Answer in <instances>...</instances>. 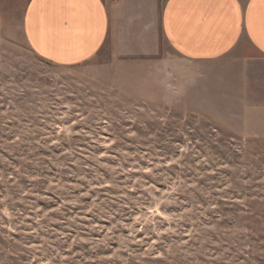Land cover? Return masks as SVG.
<instances>
[{"label": "rangeland", "instance_id": "rangeland-1", "mask_svg": "<svg viewBox=\"0 0 264 264\" xmlns=\"http://www.w3.org/2000/svg\"><path fill=\"white\" fill-rule=\"evenodd\" d=\"M23 3L0 28V264H264V57L133 37L56 66Z\"/></svg>", "mask_w": 264, "mask_h": 264}, {"label": "crops", "instance_id": "crops-1", "mask_svg": "<svg viewBox=\"0 0 264 264\" xmlns=\"http://www.w3.org/2000/svg\"><path fill=\"white\" fill-rule=\"evenodd\" d=\"M14 2L0 0V28ZM22 6L28 47L56 66H79L133 37L132 49L155 54L163 36L190 62L219 60L241 43L264 57V0H24Z\"/></svg>", "mask_w": 264, "mask_h": 264}]
</instances>
